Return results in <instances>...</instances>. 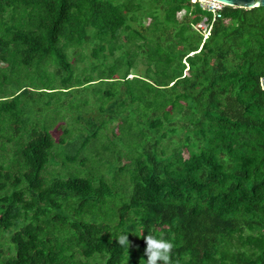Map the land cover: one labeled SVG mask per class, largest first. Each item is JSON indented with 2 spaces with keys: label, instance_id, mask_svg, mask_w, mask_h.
Listing matches in <instances>:
<instances>
[{
  "label": "trees",
  "instance_id": "16d2710c",
  "mask_svg": "<svg viewBox=\"0 0 264 264\" xmlns=\"http://www.w3.org/2000/svg\"><path fill=\"white\" fill-rule=\"evenodd\" d=\"M263 75L264 6L0 0V264H264Z\"/></svg>",
  "mask_w": 264,
  "mask_h": 264
},
{
  "label": "clouds",
  "instance_id": "9594fccd",
  "mask_svg": "<svg viewBox=\"0 0 264 264\" xmlns=\"http://www.w3.org/2000/svg\"><path fill=\"white\" fill-rule=\"evenodd\" d=\"M143 239L146 244L144 254L147 257V264H171V253L174 249L173 242L152 234H147ZM117 241L121 246H126L129 249L128 235L118 236Z\"/></svg>",
  "mask_w": 264,
  "mask_h": 264
},
{
  "label": "rangeland",
  "instance_id": "374dc122",
  "mask_svg": "<svg viewBox=\"0 0 264 264\" xmlns=\"http://www.w3.org/2000/svg\"><path fill=\"white\" fill-rule=\"evenodd\" d=\"M192 1H198L203 7H210V5H218V8L219 7H221L223 4H220V3H218V2H214V3H212L210 0H192ZM179 15H181V13H179ZM195 27H197V28H200L202 31H206L207 32V22L204 20V19H202L200 22H198L197 24H195ZM85 96H88V95H78V94H76L75 95V97H76V99L75 100H80V99H82L83 97H85ZM75 100H72V102H73V106L75 107V105L77 104V102H75ZM80 104V103H79ZM80 107V109H82L83 107H81V106H83V104H80L79 105ZM74 107H73V109H74ZM84 109H87V108H84ZM70 126H72L71 124H69ZM99 138H97V140L95 139V141L93 142H90V144L91 145H93V146H95V148H97V146H98V144H99V142L101 141V140H98ZM96 153V152H95ZM95 153L93 154V155H95ZM86 157H87V159H86V169L85 170H83V171H81L82 173L83 172H87V174H89L90 172L91 173H93V172H96L97 173V171H94V170H97V169H100V171H98L99 172V174H102V173H107L108 175H109V177L111 176V174H109V172L107 171V166L110 164H108V162H110V161H108L107 163H105L103 166H102V164H100V163H98V162H100V161H97L96 162V160L97 159H92V157L90 156V153H89V151H88V153H87V155H86ZM100 165V166H99ZM102 169V170H101ZM93 170V171H92ZM7 245L6 244H4L3 243V247L5 248Z\"/></svg>",
  "mask_w": 264,
  "mask_h": 264
},
{
  "label": "water",
  "instance_id": "95a60500",
  "mask_svg": "<svg viewBox=\"0 0 264 264\" xmlns=\"http://www.w3.org/2000/svg\"><path fill=\"white\" fill-rule=\"evenodd\" d=\"M220 4L250 8L254 6H264V0H212ZM261 87L264 90V75L261 78Z\"/></svg>",
  "mask_w": 264,
  "mask_h": 264
},
{
  "label": "built area",
  "instance_id": "2783aa9c",
  "mask_svg": "<svg viewBox=\"0 0 264 264\" xmlns=\"http://www.w3.org/2000/svg\"><path fill=\"white\" fill-rule=\"evenodd\" d=\"M210 1H211L212 3L216 2V1H212V0H210ZM207 8L210 9V10H212V11H216V10L219 9L220 7L218 8V5L216 6V5H213V4H212V5H210V7H207Z\"/></svg>",
  "mask_w": 264,
  "mask_h": 264
}]
</instances>
